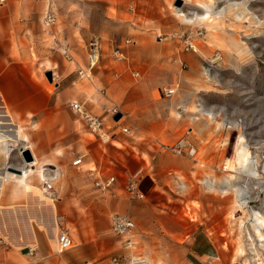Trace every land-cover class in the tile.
<instances>
[{
    "label": "crops",
    "instance_id": "crops-1",
    "mask_svg": "<svg viewBox=\"0 0 264 264\" xmlns=\"http://www.w3.org/2000/svg\"><path fill=\"white\" fill-rule=\"evenodd\" d=\"M176 1L181 2L184 10L189 4H193L185 0H117L115 9L118 23L122 21L120 23L122 27L129 23L130 29L135 32V39L123 38L120 44L111 49L113 52L119 47L125 58H115L111 52L108 54L104 50L102 37L94 36L87 44L84 68L77 65L92 75L107 54L108 58H112L120 65L114 67L116 76H120L129 69V55L135 46V50H138L135 57L143 54L152 64V68H149L150 74L163 72L164 75L158 78L159 80L150 79L148 84H145L144 91L140 89V93L146 95L145 104L132 103L135 107L130 108L132 110L129 113L134 115L135 119H130L128 123H124L127 113L121 110V103L111 99L110 104L102 105V113L92 110V103H97L102 97L97 98V92L99 94L102 90L98 89L91 79L89 84L95 87L96 94L89 95V99L85 98V90L77 85L79 77L70 70L71 63L76 62L70 47L71 58L64 56L71 62L67 66L58 54L37 60L32 58L28 47L22 48L19 45L32 40L34 24L38 25L40 22L43 24L42 12L50 9L58 21L62 9L64 12H70L69 8L64 7L65 3L73 4L74 1L6 0L0 5V112H8L19 124L22 132L20 143H10V155L7 160L0 153V171L6 174V164L13 167L23 166V160L16 165L10 164L12 152L17 148L15 144H19L18 148L27 147L32 153L34 160L26 164V168L33 167L36 170L38 164L58 168L60 175L55 182L56 197L51 198L56 207L58 234L66 228L73 240L70 249L64 251L55 249L54 244H57L58 235L55 239L47 227L43 228L38 223L40 212L33 203L26 200L22 184L10 182L5 187L1 205L10 209L12 207L28 209L30 216L35 219L33 223L36 224H32L35 233L34 239L31 236L28 239V235H24L23 240L26 244L22 248H0V264H114L113 256L129 257V250L135 246L144 249L145 262L148 260L153 262L154 258H159L158 261L170 264L156 252L158 246H161L166 250L176 248L184 250L185 264H225V244L224 237L222 238L224 233L214 232V228L223 224L227 216L226 207L229 204L224 201L226 194L220 192L223 196L222 200L218 201V206L213 197H201V203H198L201 222L188 220L186 213L187 209H192V204L188 203L187 197L194 194V183L185 180L183 174L170 173V177H167L165 171H162L164 167L179 170L187 168L183 160L165 154V150L173 155L196 161L199 150L191 142L189 143L197 150L193 157L175 154L170 148L182 138L189 139L188 135L205 137L208 130L205 126L197 124L200 119L192 121L191 115L194 117L195 111L189 112L186 118L189 123L182 116V112L187 108L184 98L188 95V91L183 89L184 73L187 72L184 70L189 64L197 65L198 68L199 60L191 51H186L183 45L182 53L179 54L175 50L177 46L173 38L182 37L184 33V23L174 13ZM128 2L133 7L128 8ZM110 7L112 6L107 4L106 13L103 14L106 27L115 21L107 17V10ZM128 14L135 15L133 22L130 20L123 22ZM57 21L52 26H55ZM95 38L100 39V61L94 69L89 70V46ZM127 40L130 43H126ZM217 51L219 50L215 49L214 53ZM177 54L180 60L174 57ZM65 70L70 71L63 74ZM143 72L146 73L145 69ZM48 73H51V79L47 76ZM136 73L139 76H136ZM133 77L140 78L141 72H133ZM166 84L168 86L161 90L172 87H176L177 90L171 97L164 96L168 99L162 102L168 107L165 113L168 118L165 121L164 112L159 109L160 102H156L158 93L154 94V91ZM84 86L85 84L82 88ZM122 88L128 89L129 86L123 84ZM129 91L130 89L127 92ZM178 92L180 95L176 96ZM100 94L107 97L108 92L105 90ZM131 95L139 96V92L134 91ZM74 102L83 104L91 115L104 121L105 129L113 134L109 142H103L89 131L86 122L72 109L71 104ZM114 106L119 107L121 111V117L116 120L109 112ZM136 121L138 123H135ZM124 128L130 133H123ZM200 129L202 131L198 132ZM183 133L184 135L180 137ZM171 141L174 142L170 144ZM193 142L202 144L197 139ZM154 151L158 152L154 154ZM80 154L85 155L82 164L73 166V161ZM139 171L142 173L138 183L139 191L143 194L141 199L133 197L128 191L130 178ZM112 176L116 181L111 189L102 191L94 186L96 180L104 181ZM205 177L208 180L206 182L208 187H211L209 178H214L204 176L202 179ZM202 179L200 184L204 188ZM28 181L42 190L43 182L39 174H31ZM85 185L92 187L85 188ZM215 186L207 188L208 190L204 189L214 191ZM233 198L235 200V196ZM10 209L8 212H11ZM232 212L236 213L233 210ZM116 215L128 216L135 222L136 228L133 231L137 233L136 241L132 239L135 236L133 235L121 242L122 237L114 234L112 223ZM8 218L14 219L15 213L12 215L9 213L8 217L0 213V229L8 223V235L10 232L11 234L15 232V235L18 233L15 237L22 244L25 231L11 225L12 221ZM192 227L195 228L187 239L179 242ZM211 229L213 231L209 232ZM230 230L233 231L232 227ZM0 235L3 236L1 232ZM128 240L131 241L130 247L119 246ZM214 240H217V243Z\"/></svg>",
    "mask_w": 264,
    "mask_h": 264
},
{
    "label": "rangeland",
    "instance_id": "rangeland-1",
    "mask_svg": "<svg viewBox=\"0 0 264 264\" xmlns=\"http://www.w3.org/2000/svg\"><path fill=\"white\" fill-rule=\"evenodd\" d=\"M72 1H74L73 4L65 3L66 5L64 7L69 8L70 12H64V9H62V15L59 16L55 26L45 27L42 22L38 23V25L34 24L32 40L19 45L22 48L25 46L28 47L29 51H31L32 58L37 60L58 54L67 66L70 65L71 62L65 59L63 52L65 46L68 48L70 47L72 50L71 53L76 60V62L71 63L70 70L74 71L79 77L80 81L77 85L80 89L85 90V98L87 97V99H89V95L96 94L95 87L89 84L91 79L96 84V87L102 90L100 93H104L105 90L108 92L107 97H104V95L100 93L99 95L97 92V98L100 96L102 97L98 99L97 103H92V110H97L98 113H102V105L110 104L109 99H111L121 103V110L127 113L124 123H128L130 119H135L134 115L129 113V111L132 110L130 108L135 107L132 103L137 102L138 104H145L144 99H146V95H142L140 89L144 91V88H146L145 84H148L150 79L159 80L158 78H161L164 74L163 72H152V74H150L149 68H152V64L147 58H144L143 54L138 53L139 56L135 57L138 50H135L136 47L134 46L129 55V69L123 75L116 76L114 67H119L120 65L112 60V58H108L107 54H105V59L101 61V65L98 66V69H95L92 75L90 74V78L81 79L79 70L84 68L87 44H89V40L92 37L101 36L104 50L109 54L113 46L120 44L123 38H133L135 32L130 29L129 23L125 24V27H122L123 25L120 24L122 21L118 23L115 9L117 0ZM213 2L215 4L214 12H219L223 8L228 7L225 16H220L213 12L210 17L202 21L193 24L184 23V33L182 37L173 38L175 41L174 44L177 46L175 50L179 52V54L184 50L182 45L185 48L184 40L187 36H190L193 41H197L199 51L197 53L193 50L190 51L198 57V68L197 65L189 64V67L184 70L187 71V74L184 73L185 77L183 75L185 78L183 89L188 91V95L184 98L186 99L187 108H185V112H180H182V116L185 117L186 122L189 123L186 118L189 116V112L195 111L194 117L191 115L192 121L200 119L197 124L203 125L208 129L206 130L207 135H205V137L188 135L189 139L186 138L199 150L196 161L187 159L183 156L173 155L168 150H165V154L183 160L187 168L179 170L164 167L162 171H165L164 173L167 177L170 173L183 174L185 180L194 183V194L188 195L187 197L188 203L192 204V209H187L186 217L188 220H194V222L197 223L201 222L202 216L198 205V203H201V197H213L218 206V201L222 200V194H226L224 201L229 204L226 207V211L228 212L227 217L223 224L214 228V232L218 231L219 233H224L222 238L224 237L225 244V264H231V253L235 242L238 241L239 236L243 235V233L240 231L237 224L231 226L228 218V214L233 207L232 203L235 201L233 198L235 195L231 191L225 193L224 188L218 182H220V179L224 175L230 172V167L226 169L228 166L227 160L233 158L240 135L244 136L253 155L260 158L262 163L264 160V0H213ZM236 2H246V10H244L241 16H244L245 12L248 11L249 14H247V16L245 15V17L239 19L236 17L240 12V8L229 7ZM128 3V8L133 7L130 2ZM177 3L178 1L175 2V6H177ZM107 4L112 6L107 10V17L114 19L117 23L113 21L112 24H108L106 27L104 26L103 14L106 13ZM185 10L183 9L190 17H192L195 12H198L199 15L206 14L203 9L193 4H189ZM42 14L44 16L45 13L42 12ZM134 17V14H128L123 22H127V20L132 21ZM215 49L219 51L214 53ZM198 53L203 55L207 60ZM174 57L180 60L178 54ZM139 59L141 61H138ZM77 65H80L81 68ZM144 69L146 73L143 72ZM69 71L65 70L63 74ZM135 71L141 72L140 78L136 79L133 77V72ZM195 83L198 84L195 85ZM84 84L85 86L82 88ZM123 84L128 85L129 88L123 89ZM86 86H90V88H86ZM164 86L168 85L160 86L159 89L154 91V94L158 93V96L156 95V102H160L161 107H159V109L164 112L163 118L166 121L168 116L165 113H167L168 107L163 105L162 102H166L168 99L164 98L162 93L163 89L161 90ZM129 89L130 91L127 92ZM134 91H138L139 96L131 95ZM118 109L120 110L119 107ZM202 111L211 113L210 117H203L201 115ZM114 119L116 120V117ZM135 123H138V121ZM183 135L184 133L180 135V137ZM185 135H187V130L185 131ZM195 139L202 144H195L193 142ZM173 142L174 141H171L170 144ZM15 145L17 148L12 152L11 158L9 159L10 164L13 165L19 164L23 160L19 152V144ZM156 152L158 151H154V154ZM204 176H211L215 179L216 186L214 187V191H206L204 189L211 188L208 187V183H206L208 182L206 177L202 179ZM239 176L241 180L240 183L245 184L246 178L248 179V177L243 175ZM200 179H202L201 182L204 188L200 184ZM168 183L173 185L171 181H168ZM250 183L251 193L254 198L252 205L256 206L254 209L264 211V206H262V204H264V178L260 182L256 180V182ZM254 186L258 187L261 192L255 190ZM91 187L90 185H85V188ZM21 204H25V202H21ZM239 214L240 213H238L236 217H239ZM35 224L34 222L33 225ZM231 227L233 230L232 232L230 230ZM193 228L195 227L190 228L189 233L179 242L187 239L192 233ZM63 230L67 229L65 228ZM212 230L213 229L209 230V232ZM250 232L254 235L252 229ZM2 234L5 238L3 237V242H0L1 249H19L24 247L23 244H19V239L17 240V237H15L18 236V233L15 235V232L14 234L10 232L9 235H5L2 232ZM136 234V231H133L127 236L118 237H122L120 240L123 242L126 241L127 238L135 235L132 239L136 241ZM213 238L215 237L213 236ZM217 240H215L216 243ZM120 245L121 248L122 246L123 248L129 247L127 243H120L119 246ZM129 251V257L113 256L112 262L114 259H118V263L114 262V264H131L137 258L144 260V249L142 250V248H137L135 246L131 247ZM156 252L160 255V258L166 260L170 264H185V251L180 248L166 250V248L158 246ZM248 253V256H253L249 250ZM261 253L264 255L263 250H261ZM133 254L135 255L134 259ZM158 259L154 258L152 263L164 264L161 260L158 261ZM242 262L243 258L239 259L237 264H242ZM252 263H254V259Z\"/></svg>",
    "mask_w": 264,
    "mask_h": 264
},
{
    "label": "bare ground",
    "instance_id": "bare-ground-1",
    "mask_svg": "<svg viewBox=\"0 0 264 264\" xmlns=\"http://www.w3.org/2000/svg\"><path fill=\"white\" fill-rule=\"evenodd\" d=\"M185 1L192 2L195 6L203 9L206 14L199 15L198 12H195L194 15L190 17L183 11L181 5L174 6V13L180 18V20L183 23L193 24L198 21H202L210 17L211 13H213L215 9V4L213 0H185ZM229 7L240 8V12L236 16L238 19L243 18L245 17V15L247 16V14H249V12L247 11L248 13L245 12V15L241 16L244 10H246V2H242V3L236 2ZM227 8H223L221 11L214 13L220 16H225ZM193 43L195 47V52L199 51L197 47V41L196 42L194 41ZM177 95H180L179 92L176 94V96ZM201 115L203 117H210L211 113L202 111ZM200 131H202V129H200L198 132ZM21 138H22V132L19 128V124L16 123L13 118H11V115L8 112L5 113L4 111L3 112L1 111L0 112V153L4 155L6 160L9 158L10 155V149H11L10 143H20ZM22 149L29 150L27 147L24 146ZM19 152L22 156V150H20ZM252 155H253L252 150H250V147L246 143L244 136L240 135L238 137L237 146L235 148L233 158H229L227 160L228 166L226 167V169L230 167L229 170L230 172L224 175L220 179V182H218L224 188L225 193L231 191L235 195L234 204L232 203L234 205L232 208L234 209L232 210L234 212H237V214L240 213L239 217H236L237 214L233 213L232 210L228 214L230 225L233 226L234 224H237L239 226L240 231H242L243 233V235L239 236L238 241L235 242L233 251L231 253L232 264H237L238 260L242 258H243L242 264H264V255L261 253V250L264 251V211L257 209H252V210L249 209L248 199L245 198L247 192L240 183L241 180L239 176V175H243L244 173L250 174L253 175L257 181L259 180V182L264 178L262 172V169H264V160L262 163L260 158H258L257 156L253 157ZM33 160L27 162L23 158L24 161L23 166L13 167L6 164L5 166V169L7 171L6 174L0 171V213L2 215H5L6 217H8L9 213H11V215L12 213H15L14 219L8 218L10 221H12L11 225H14L17 228L25 231V233L22 236V240L25 234L28 235L27 236L28 239H30V236L33 237L34 239L35 231L33 229L32 224L35 219L32 216H30L29 214L30 212L28 211V209L24 210V208L22 207H12L10 209L1 205V198L4 194L5 187L7 184L10 182L22 184L26 200L28 201V203H33L36 209L38 210V212H40V218H38V223L43 228L47 227L48 231H50V233L54 236L55 239L56 236L58 235L57 244H55V248H57V250H60L59 248L60 245L58 242L60 234H58L59 230H58V225L56 223L55 203L51 198H47L44 195L43 188L41 190L37 185L28 181V176L34 173H37L39 174V176H41V182H43V180L46 177L44 166L38 164V162H37L38 165L36 166V170L33 167L26 168L25 165L30 164L31 162H33ZM59 175L60 173L58 174V177ZM209 182L211 187L215 186L216 181L214 179L209 178ZM9 209L11 212H8ZM7 224L8 223H5L2 226V229H0L1 233L3 232L5 235H8L9 233V230L7 229L8 228ZM251 229L254 235L251 234L250 232ZM215 234L216 233H214V235ZM19 244H21V242H19ZM22 244L25 245L26 242L23 240ZM248 250L251 252V254H253L252 257L248 256L249 255ZM253 259H254V263H252ZM140 263L154 264L150 260H148L147 262L143 260H135L131 264H140Z\"/></svg>",
    "mask_w": 264,
    "mask_h": 264
},
{
    "label": "built area",
    "instance_id": "built-area-1",
    "mask_svg": "<svg viewBox=\"0 0 264 264\" xmlns=\"http://www.w3.org/2000/svg\"><path fill=\"white\" fill-rule=\"evenodd\" d=\"M6 0H0V5L4 4ZM57 21V18L53 11L50 9H47L44 18H43V24L45 27H51L54 25ZM186 37V36H185ZM194 41L191 39L190 36H187L184 40L185 49L187 51L193 50L195 51L194 47ZM126 43H130L129 40L126 41ZM89 70L94 69V67L97 66V64L100 61V53H101V45H100V39L95 38L91 41L89 46ZM64 56L66 58H71L70 51L68 47H64ZM113 57L118 59H124L125 54L123 51L116 47L112 52ZM80 78H89L90 72L88 70L80 69L79 70ZM136 76H139L138 73H136ZM176 88H167L163 89L162 93L166 97H171L176 93ZM72 109L86 122L87 127L89 131L95 135H97L103 142L107 143L111 140L113 134L110 131H107L105 129L104 121L101 118L95 117L91 115L85 106L79 102H74L71 104ZM113 118H115L119 113L120 110L118 107H113L109 110ZM123 133H130L127 128L123 129ZM170 150L174 152L175 154L179 155H185L188 157H193L196 155L197 150L196 148L189 143V141L185 138L180 139L177 143H175ZM253 157L255 155H252ZM85 155L80 154L76 157V159L73 161V166H79L82 164L83 159ZM45 171V179L43 180V190L44 194L47 197L55 198L56 197V191H55V182L58 179V174L60 173L59 169L54 166H44ZM263 175H264V169H262ZM243 176H247L245 184H242L243 188L247 192L245 198L248 199V206L252 210L256 208L255 205H252L254 202L253 195L251 193V183L250 182H256V178L253 175L250 174H243ZM141 177V171L135 173L128 182V191L129 193L136 198H143V194L139 191L138 183ZM116 179L114 176L107 178L104 181L96 180L94 182V186L102 191H107L111 189L115 183ZM249 181V182H248ZM255 190H261L254 186ZM264 206V204H262ZM136 228L135 222L125 215H116L113 217V223H112V230L116 236H127L128 234L132 233L133 230ZM0 242H3V236L0 235ZM59 245H60V251L68 250L73 246V240L68 232V230H61L59 239H58ZM127 245L131 246V241H127ZM115 263H118V259H114ZM141 264V263H140Z\"/></svg>",
    "mask_w": 264,
    "mask_h": 264
},
{
    "label": "water",
    "instance_id": "water-1",
    "mask_svg": "<svg viewBox=\"0 0 264 264\" xmlns=\"http://www.w3.org/2000/svg\"><path fill=\"white\" fill-rule=\"evenodd\" d=\"M180 1H178L177 5H180ZM47 76L49 77V79H51V73H48ZM121 117L120 114H118L116 116V119H119ZM20 150H22V156L24 158L25 161L30 162L33 160V156L31 155V152L29 150H23L22 148H20ZM20 172V171H19Z\"/></svg>",
    "mask_w": 264,
    "mask_h": 264
}]
</instances>
